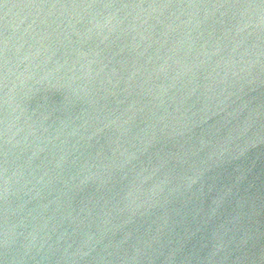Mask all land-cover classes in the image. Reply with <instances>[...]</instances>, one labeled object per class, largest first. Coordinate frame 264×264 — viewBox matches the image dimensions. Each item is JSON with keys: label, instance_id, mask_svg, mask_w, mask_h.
Masks as SVG:
<instances>
[{"label": "water", "instance_id": "obj_1", "mask_svg": "<svg viewBox=\"0 0 264 264\" xmlns=\"http://www.w3.org/2000/svg\"><path fill=\"white\" fill-rule=\"evenodd\" d=\"M0 264H264V0H0Z\"/></svg>", "mask_w": 264, "mask_h": 264}]
</instances>
